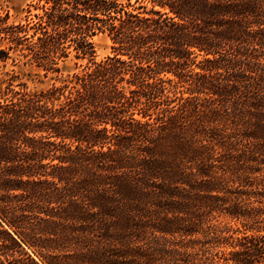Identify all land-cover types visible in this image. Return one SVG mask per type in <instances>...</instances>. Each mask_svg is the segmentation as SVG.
Here are the masks:
<instances>
[{
	"label": "trees",
	"instance_id": "trees-1",
	"mask_svg": "<svg viewBox=\"0 0 264 264\" xmlns=\"http://www.w3.org/2000/svg\"><path fill=\"white\" fill-rule=\"evenodd\" d=\"M13 54L0 264H264V0H28Z\"/></svg>",
	"mask_w": 264,
	"mask_h": 264
},
{
	"label": "rangeland",
	"instance_id": "rangeland-1",
	"mask_svg": "<svg viewBox=\"0 0 264 264\" xmlns=\"http://www.w3.org/2000/svg\"><path fill=\"white\" fill-rule=\"evenodd\" d=\"M28 0H0V11H8L12 20H20L25 15L26 3ZM96 59H101L110 53V40L104 33H99L93 37ZM76 62L83 61L75 59L72 55L60 63L62 75L65 76L77 69ZM57 75L52 72L45 73L43 69L24 60L21 57L0 59V96L9 92V88L30 90H40L49 87L57 79ZM10 94V93H9ZM236 120V118H235Z\"/></svg>",
	"mask_w": 264,
	"mask_h": 264
}]
</instances>
